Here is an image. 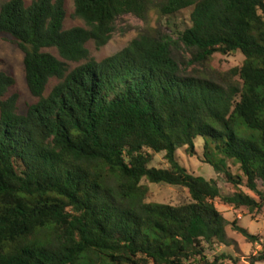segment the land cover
<instances>
[{
    "label": "trees",
    "instance_id": "obj_1",
    "mask_svg": "<svg viewBox=\"0 0 264 264\" xmlns=\"http://www.w3.org/2000/svg\"><path fill=\"white\" fill-rule=\"evenodd\" d=\"M72 1L84 25L68 29L65 0L0 4V34L23 52L36 99L19 113L17 95L7 96L15 80L0 71V264H223L228 255L205 254L229 243L213 201L264 206V0ZM187 8L180 42L191 62L239 51L237 83L184 74L165 33L140 35L99 62L89 56L86 44L104 45L125 14ZM197 138L231 194L178 161ZM153 153L167 166H151ZM143 180L183 187L189 201L149 202ZM247 261L263 263L264 249Z\"/></svg>",
    "mask_w": 264,
    "mask_h": 264
},
{
    "label": "rangeland",
    "instance_id": "obj_2",
    "mask_svg": "<svg viewBox=\"0 0 264 264\" xmlns=\"http://www.w3.org/2000/svg\"><path fill=\"white\" fill-rule=\"evenodd\" d=\"M8 0H0V4ZM29 5L32 0H23ZM66 17L64 20V28L68 29L73 26H83V21L74 15V4L72 0H65ZM191 8L183 9L177 14L170 17H161L154 10L149 11L144 18L137 17L132 14H125L117 18L115 29L111 38L102 46L98 47L93 41H89L86 46L89 50V56L94 61L111 56L125 48L130 41L144 34L165 33L172 41V52L175 59L180 64L184 74L195 76L210 77L218 82L237 83L238 77L233 75V69L239 67L243 61V55L237 51L235 53L222 55L215 53L210 60L199 65L192 63L189 53L184 49L180 42V33L183 29L190 25L189 15ZM53 55H57L54 48L44 49ZM77 63H69L72 69ZM0 71L12 75L15 83L9 88L7 96L17 95V109L23 114L28 106L35 102V97L30 93L24 72L23 52L7 37L0 34ZM56 78H51L45 89L47 94L51 88L57 84ZM178 161L188 172L194 175L203 176L205 179H214L220 187L221 193L224 195L231 194L234 187L225 181L223 175L217 173L209 164L205 162L203 157V140L195 139L194 152L188 153L185 148L177 151ZM151 166L166 167L167 163L163 157V153H153ZM227 165L232 174H240L239 166L228 160ZM149 188L147 201L168 203L178 205L189 201V194L183 187L169 186L164 184H152L143 180ZM259 188H261L259 186ZM240 189L246 194L257 197L248 190L244 185ZM215 207L228 221L226 225V235L229 243L227 245L215 244L211 248H206L205 254L209 260L215 255L226 254L230 258L225 260L223 264H248L247 259L252 255H257L259 251L264 249V206L252 212L243 207H233L223 203L219 198L214 201ZM236 221L237 225L246 228L251 234L256 235L258 240L248 241L242 234L236 231L231 224ZM261 264H264L261 263Z\"/></svg>",
    "mask_w": 264,
    "mask_h": 264
}]
</instances>
